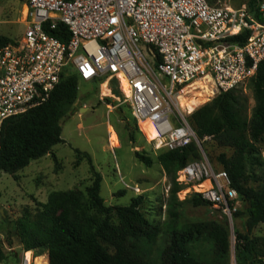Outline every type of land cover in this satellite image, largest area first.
I'll use <instances>...</instances> for the list:
<instances>
[{
	"label": "built area",
	"instance_id": "1",
	"mask_svg": "<svg viewBox=\"0 0 264 264\" xmlns=\"http://www.w3.org/2000/svg\"><path fill=\"white\" fill-rule=\"evenodd\" d=\"M20 1L24 34L0 48V133L7 119L45 103L68 65L80 81L101 88L116 80L139 130L146 125L156 133L150 140L156 150L196 142L202 158L179 170L176 181L232 222L241 198L197 143L187 117L199 104L191 111L181 98L245 90L264 60V1L261 20L246 5L207 0ZM59 25L70 35L66 43L52 34ZM29 253L19 264H34Z\"/></svg>",
	"mask_w": 264,
	"mask_h": 264
},
{
	"label": "trees",
	"instance_id": "2",
	"mask_svg": "<svg viewBox=\"0 0 264 264\" xmlns=\"http://www.w3.org/2000/svg\"><path fill=\"white\" fill-rule=\"evenodd\" d=\"M246 6L261 20L258 6L264 0H246ZM210 5L218 0H207ZM62 42L70 35L64 25L52 32ZM248 33L239 40L244 42ZM0 36V48L12 43ZM61 75L50 98L26 113L7 119L0 133V174H16L49 154L57 163L53 147L63 143L62 122L73 113L78 99L80 78L77 72ZM96 83V82H95ZM255 105L249 109L243 89L221 93L210 103L187 117L199 140L212 138L223 152L209 158L216 170L226 171L237 190L244 209L236 216H245V228L251 232L264 225V60L248 83ZM112 89L120 94L116 80ZM78 160H88L93 173L86 192L54 191L48 201L35 200L36 208L25 207L15 222L16 235L23 251L36 255L47 253L50 264H230V231L225 223L215 220L180 223L184 201L176 197L183 186L176 181L178 172L202 158L196 142L182 149L159 150L158 162L175 186L166 202L168 223L149 220L142 210L143 196L132 198L129 205L109 206L101 196L102 176L96 172L91 156L76 150ZM136 157L147 167L153 160L139 153ZM251 178L257 186L251 183ZM196 207H211L197 193L189 200ZM220 211V210H219ZM165 229V233L163 230ZM166 234L165 246L158 240ZM236 258L239 264H264V236L236 232ZM210 244V253L196 252V243ZM7 259L0 240V263ZM48 261V260H47Z\"/></svg>",
	"mask_w": 264,
	"mask_h": 264
},
{
	"label": "rangeland",
	"instance_id": "3",
	"mask_svg": "<svg viewBox=\"0 0 264 264\" xmlns=\"http://www.w3.org/2000/svg\"><path fill=\"white\" fill-rule=\"evenodd\" d=\"M246 0H218L217 4L241 7ZM20 0H0V36L13 42L22 38L25 25L22 23V8ZM75 73L71 65L65 69V76ZM111 84V89H112ZM103 84L79 81L78 99L73 113L62 122L63 143L53 147L57 163L51 154L32 161L29 166L19 171L16 176L0 174V240L3 243L7 259L0 264H19L23 247L16 235L15 222L22 215L25 207L35 210V200L46 203L50 193L54 191L79 190L86 192L92 183L93 173L87 159L78 160L76 150L91 156L96 172L103 180L101 196L109 206H126L132 198L143 196L142 210L146 217L162 226L168 223L166 202L175 186L158 162L159 151L154 148L146 135L142 133L132 115L130 105L124 102V96ZM110 91V92H109ZM244 93L248 98L249 109L255 105L248 83ZM199 94L204 97L199 98ZM209 94L200 90L190 95L189 99H200L199 108L208 104ZM198 108V109H199ZM83 109V110H82ZM202 147L209 158L216 159L225 152L231 151L219 148L210 137L203 139ZM262 154L264 158V147ZM149 157L153 164L147 167L136 154ZM263 168L255 169L260 177ZM251 183L257 186L251 178ZM196 191L191 187H183L177 192L179 201H184L181 207L180 223H193L215 220L226 224L230 231V264H239L236 258V232L250 233L251 236H264V225L254 228L251 232L245 228V216H233L232 222L216 208L196 207L189 200ZM244 206L241 205L239 211ZM165 233V229L163 230ZM166 234L158 240V247L165 246ZM196 252L200 255L210 253V244L198 242ZM35 255V254H34ZM34 264H50L49 256L43 253L35 256ZM39 258V259H38ZM48 260V263L46 259Z\"/></svg>",
	"mask_w": 264,
	"mask_h": 264
},
{
	"label": "bare ground",
	"instance_id": "4",
	"mask_svg": "<svg viewBox=\"0 0 264 264\" xmlns=\"http://www.w3.org/2000/svg\"><path fill=\"white\" fill-rule=\"evenodd\" d=\"M108 90H110V88ZM205 92L207 93V91H205ZM198 97L199 98H202V97H204V95L203 94H201V95L199 94ZM200 103H202L200 99L199 100L198 99L187 100L185 98H181V104H182L181 106L186 107V108L190 109L191 111L194 110V106L195 105H198ZM142 130L144 131V134L146 135V137H147V139L149 141L156 139V136L157 135H156V133L150 127H148V126L145 125V126H143ZM31 256H32V253L30 252L28 254V257H31Z\"/></svg>",
	"mask_w": 264,
	"mask_h": 264
},
{
	"label": "water",
	"instance_id": "5",
	"mask_svg": "<svg viewBox=\"0 0 264 264\" xmlns=\"http://www.w3.org/2000/svg\"><path fill=\"white\" fill-rule=\"evenodd\" d=\"M83 110V109H82ZM197 143L199 144V146H201L202 147V143H201V141L197 138Z\"/></svg>",
	"mask_w": 264,
	"mask_h": 264
},
{
	"label": "crops",
	"instance_id": "6",
	"mask_svg": "<svg viewBox=\"0 0 264 264\" xmlns=\"http://www.w3.org/2000/svg\"><path fill=\"white\" fill-rule=\"evenodd\" d=\"M23 9V8H22ZM46 259V258H45ZM46 261H47V259H46ZM47 263H48V261H47Z\"/></svg>",
	"mask_w": 264,
	"mask_h": 264
}]
</instances>
